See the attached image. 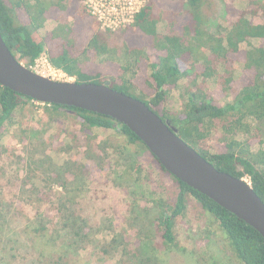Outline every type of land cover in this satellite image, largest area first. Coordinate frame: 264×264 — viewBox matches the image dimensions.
<instances>
[{"label": "trees", "instance_id": "trees-1", "mask_svg": "<svg viewBox=\"0 0 264 264\" xmlns=\"http://www.w3.org/2000/svg\"><path fill=\"white\" fill-rule=\"evenodd\" d=\"M0 34L26 67L45 54L77 83H107L142 101L217 170L247 177L264 203V0H148L131 25L116 31L101 30L83 0H0ZM142 64L149 73L138 84ZM175 88L181 108L171 112ZM37 103L0 85V156L11 153L3 138L18 125L27 157L21 179L0 184L2 196L10 194L0 201L7 208L0 242L3 231L12 232L11 211V220L25 218L20 239L30 247L22 254L13 247L10 257L21 254L23 264H163L160 254L181 251L176 227L197 206L219 228L222 244L217 241L233 261L264 264V238L166 171L128 127L42 103V131L38 123H19L22 110ZM107 159L130 196L126 223L134 236L127 227L101 237L92 231L98 214L81 196L88 191L99 202L106 193L96 194L93 185L100 183L89 180L87 162Z\"/></svg>", "mask_w": 264, "mask_h": 264}, {"label": "water", "instance_id": "water-1", "mask_svg": "<svg viewBox=\"0 0 264 264\" xmlns=\"http://www.w3.org/2000/svg\"><path fill=\"white\" fill-rule=\"evenodd\" d=\"M0 85L36 102L108 116L128 127L171 175L202 193L264 238V203L244 178L217 170L142 101L107 83L44 76L19 62L0 34Z\"/></svg>", "mask_w": 264, "mask_h": 264}, {"label": "rangeland", "instance_id": "rangeland-1", "mask_svg": "<svg viewBox=\"0 0 264 264\" xmlns=\"http://www.w3.org/2000/svg\"><path fill=\"white\" fill-rule=\"evenodd\" d=\"M216 3V11L219 12L220 5L218 1ZM218 4V7H217ZM216 12V13H217ZM215 13V15H216ZM89 19V17H86ZM142 41H137V43H141ZM115 70H119L116 63H112ZM39 61L37 64V68H35V64L32 66L34 70L43 74L44 76H54V79L59 80H72L65 76H58L56 73L49 74V69L47 67H42L41 65L38 67ZM51 72V71H50ZM148 70L145 64H142L140 70L138 69V74L136 80L138 84L142 83V80L145 79V76H148ZM104 77L108 76L107 69L103 71L102 74ZM130 75V74H128ZM127 75V76H128ZM118 77H116L117 79ZM180 88H175L170 91L167 109L171 112H175L180 110L181 108V100H180ZM37 108L32 109L31 107L25 108L22 110L21 116L19 118V123L25 122L27 124L33 125L38 123V129L43 130L45 128V122L43 124L42 119L44 118L43 111L39 104ZM53 134L55 131H52ZM50 133H45L44 136L47 140H50ZM104 134V133H103ZM43 136V137H44ZM22 134L20 133V126H15L4 138L3 144L9 147L10 154L4 153L0 156V184L5 182L6 179L13 180L16 176H19L21 179L23 175L22 166H24L23 161L26 160L25 156V148L22 141ZM101 137H105L101 135ZM215 141L214 137L209 139V143H213ZM14 151V152H12ZM145 157V156H144ZM81 154L76 155V159L79 160ZM146 158L149 159V156L146 155ZM90 165V174L89 180H94L95 183H100L98 186L95 184L96 194L101 195V191L105 190L106 197L99 202H93L90 200L92 193L88 192L81 196V199L91 201V209L98 215L94 217L98 222V226L95 225L92 229L95 232V235L101 237L106 233L110 232V230L114 229L115 232H120L124 228H128L126 233L127 235L134 236V231L127 225L126 219L131 218L128 213V203L131 202L129 198V194L124 191L123 185L125 186L123 180L120 178H114L113 163L114 161L103 160L101 163L98 161L87 162ZM166 179V178H165ZM123 184V185H121ZM94 188L92 186L89 189ZM54 190H59L58 187H55ZM3 188L0 187V201H3L5 198H10V194L5 193L4 197L2 196ZM16 201V200H15ZM18 200L15 204H17ZM100 203H103L102 205ZM1 204V203H0ZM38 207V206H37ZM32 209V207H30ZM198 207L195 208L189 207L186 218L188 219L186 222H182L176 227L177 239L179 241L181 251H174L172 253L165 252L160 254V257L163 261V264H237L232 260L230 254L218 243V240H221V233L216 224L211 220L207 219L205 216L202 217ZM101 209H105V213L101 211ZM43 210L40 207V212ZM11 213V211H10ZM7 216V220L9 221V227L12 228V232H5L2 229V233L4 237L0 242V249L4 246V253L0 252V264H23V261L20 259L21 254L25 251H30L29 243L24 239H20V231L23 226V220L25 219L23 216L17 217L13 220ZM7 214V208L5 205L0 206V216H5ZM32 215V214H30ZM18 224V225H17ZM104 227V229H101ZM135 228V227H134ZM98 232V234H96ZM213 233V236H212ZM19 239L20 242L12 241V237ZM127 237V236H126ZM18 249L21 251V254H15V256H11V254L15 253L12 251V248ZM4 257V258H2ZM109 264V263H108Z\"/></svg>", "mask_w": 264, "mask_h": 264}, {"label": "built area", "instance_id": "built-area-1", "mask_svg": "<svg viewBox=\"0 0 264 264\" xmlns=\"http://www.w3.org/2000/svg\"><path fill=\"white\" fill-rule=\"evenodd\" d=\"M147 2L148 0H83V5L88 9L90 15L95 18L101 30L116 31L131 25L134 21L135 15ZM38 61V67L40 65L42 67H47L49 69V74L56 73L58 76L66 77L63 72L53 68L48 63L45 54H41L34 61L35 68H37ZM32 66L29 68L37 72ZM47 77L54 79V76L52 75ZM244 180L247 183H250L247 177L244 178Z\"/></svg>", "mask_w": 264, "mask_h": 264}]
</instances>
